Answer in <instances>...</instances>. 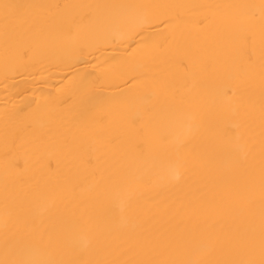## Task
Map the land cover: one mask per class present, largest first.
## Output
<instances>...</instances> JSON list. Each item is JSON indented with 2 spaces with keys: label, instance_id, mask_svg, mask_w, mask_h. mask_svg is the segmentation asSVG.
I'll return each mask as SVG.
<instances>
[{
  "label": "bare ground",
  "instance_id": "1",
  "mask_svg": "<svg viewBox=\"0 0 264 264\" xmlns=\"http://www.w3.org/2000/svg\"><path fill=\"white\" fill-rule=\"evenodd\" d=\"M0 264H264V0H0Z\"/></svg>",
  "mask_w": 264,
  "mask_h": 264
}]
</instances>
